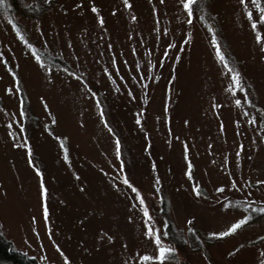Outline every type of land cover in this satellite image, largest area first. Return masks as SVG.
I'll use <instances>...</instances> for the list:
<instances>
[{"label":"rangeland","instance_id":"374dc122","mask_svg":"<svg viewBox=\"0 0 264 264\" xmlns=\"http://www.w3.org/2000/svg\"><path fill=\"white\" fill-rule=\"evenodd\" d=\"M42 1L38 19L0 5V230L13 247L39 264L65 256L68 264H141L137 254H154V239L126 176L162 242L176 248L145 264L264 259V214L235 233L208 235L249 215L245 203L264 201L255 183L264 180V51L246 15L247 7L258 17L254 0H193L190 24L180 0ZM209 26L243 91L228 90ZM257 30L264 37V25Z\"/></svg>","mask_w":264,"mask_h":264},{"label":"snow or ice","instance_id":"6c2138e0","mask_svg":"<svg viewBox=\"0 0 264 264\" xmlns=\"http://www.w3.org/2000/svg\"><path fill=\"white\" fill-rule=\"evenodd\" d=\"M5 2H6V0H0V5L5 4ZM180 2L182 4L183 8L187 10V17H188L187 22L190 24L191 23V17L193 14L192 13V7H191V5L193 4V0H180ZM240 3L244 4L245 0H240ZM254 3H255L256 11L259 13L258 17L254 19L252 10L248 9L247 7H246V15L248 16L251 28L253 29V32L255 33L254 39L256 40V42L258 44L261 45V51H264V37H262L261 33L257 30L258 24L264 25V4L261 3V0H254ZM125 6H128V0H125ZM91 10L94 13L98 11L97 7L94 4L92 5ZM133 19H135V17H133ZM201 19L204 20L205 18L203 16H201ZM99 22L101 24L104 23L102 18H100ZM205 23H206V20H205ZM13 28L16 29V34L18 36H20V39L23 40L25 44H27V47L29 49H33V55L35 56V59L37 61H40L41 57L39 55H35V49L33 48V45L31 43H28V41L24 39L23 35L20 33V30L16 26V24H13ZM208 31L210 33H212L211 44L213 45L215 56L218 58L220 63L223 65V67L225 69H227V71L230 75L231 83L228 85V90L235 92L237 89H240L241 91H243L244 89L241 87L243 81H242L240 72L237 71L236 69L230 67L229 60L227 59L226 54L222 51L221 46L218 43V38L214 32V29L211 26H209ZM168 47H172V45H168ZM2 57H3V53H0V58H2ZM177 59H179L178 56H177ZM261 59H264V56H262ZM41 66H43V65H41ZM9 71H11V69H9ZM105 71H107V70H105ZM12 75L14 78L16 77L15 72H13ZM73 75H75V73H73ZM15 84H16V90L20 91L18 79L15 80ZM7 91L11 92L12 89L9 88V89H7ZM92 95L95 96V93H92ZM129 95L131 96V91H129ZM99 103L100 102L97 101V106H99ZM249 103H250V101H249ZM236 104L237 105L240 104L239 99L236 100ZM45 107H47L46 104H45ZM214 107H219V105H214ZM21 115H23V111H21ZM246 115H247V113H246ZM101 118H103V112H101ZM252 122L254 123L255 121L253 120ZM137 123L139 124V118L137 119ZM185 123H187V121H185ZM9 126H11V125H9ZM23 127H24L23 124H21L20 125L21 131H23ZM45 127H47V125H45ZM109 131H112L111 128H109ZM56 139L60 140L61 138L59 136H57ZM119 144H120V142L117 139L116 145H117V153L118 154H119ZM13 146L16 147L17 145L14 144ZM22 146H23V148L27 149L29 153H31V148H30L29 144L26 142V140ZM61 148L65 151V153L67 152V149L64 147L63 143H61ZM242 148H243L242 144L238 145V149L242 150ZM186 152H187V145H185V153ZM67 158H68L67 155H65V159H67ZM236 159H237V161L240 159V151L239 150L236 153ZM29 163H32V161L29 160ZM187 167H188L189 171L186 172V175H188L189 179H191L192 173H191L190 169L192 168V164L190 161H189ZM153 168H155L154 164H153ZM35 170H36L38 175H41L39 168H36ZM156 180H157V184H159V177H157ZM123 183L125 185H128L131 188V191L135 194L133 199L138 201V205L142 210V215H143V217H145L147 219V224H146V229H145L144 235L154 239L155 253L154 254L138 253L137 254L138 260L141 262V264H145V262H148V261H163V260H165L169 254L176 252V248H174L170 245L164 244L162 242L159 231L156 230L151 223L152 217L149 214V209L145 203V198L141 195L140 191L130 183L128 177H126V176L123 178ZM255 183L264 185V180H257V181H255ZM114 186H115V184H114ZM232 187H236V183L234 181L232 183ZM40 189H41L42 194L47 191L44 187V183H43L42 179L40 182ZM216 190L222 192L223 186H221L220 188H217ZM192 191L196 196H200L201 192H200L199 184H194L192 186ZM254 205H255L254 199H253V205H249V204L245 203L244 208L249 213V215H243L238 219H234L232 222H230L225 227V229L223 231L209 232L208 235L210 237H224L226 235L235 233L241 226L245 225L246 222L251 219L252 213L259 212L261 214H264V201L261 202V205L259 207H256ZM44 214H45V216H47V214H48L47 207L44 208ZM128 219L131 220L132 217L129 216ZM187 223L191 224V219H189L187 221ZM192 231H194V230L192 228H189V232H192ZM105 235H107V234H105ZM164 235H167V233H164ZM107 239L112 240L113 237L111 235H107ZM125 247H126V245H125ZM236 251H237V249L233 248V252H236ZM231 254L232 253H229V255H231ZM260 255L264 256V252H261ZM64 264H68V258L66 256L64 257ZM125 264H127V262H125ZM258 264H264V259H260Z\"/></svg>","mask_w":264,"mask_h":264},{"label":"trees","instance_id":"16d2710c","mask_svg":"<svg viewBox=\"0 0 264 264\" xmlns=\"http://www.w3.org/2000/svg\"><path fill=\"white\" fill-rule=\"evenodd\" d=\"M7 1L11 6V12H16L18 14H22L23 16H28L36 19H38L43 13L44 9L47 8L46 3H44L42 0H37V2H28L26 0H6V2ZM253 100L254 98L252 99V102ZM102 112L106 119L104 107H102ZM119 142L121 158L123 164L125 165L126 161L123 157L122 141ZM41 169L42 168L40 167V170ZM0 264H39V262L35 257L29 256L20 250H16L13 247L12 241L4 235L2 230H0Z\"/></svg>","mask_w":264,"mask_h":264}]
</instances>
